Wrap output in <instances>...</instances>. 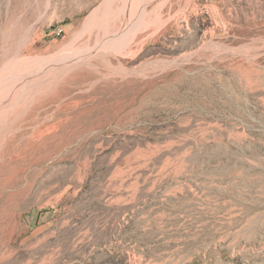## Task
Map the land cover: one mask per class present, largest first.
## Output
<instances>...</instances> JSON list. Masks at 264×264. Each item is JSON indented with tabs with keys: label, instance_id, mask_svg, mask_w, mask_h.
I'll return each instance as SVG.
<instances>
[{
	"label": "rangeland",
	"instance_id": "rangeland-1",
	"mask_svg": "<svg viewBox=\"0 0 264 264\" xmlns=\"http://www.w3.org/2000/svg\"><path fill=\"white\" fill-rule=\"evenodd\" d=\"M141 2L0 0V264H264V0Z\"/></svg>",
	"mask_w": 264,
	"mask_h": 264
},
{
	"label": "bare ground",
	"instance_id": "bare-ground-1",
	"mask_svg": "<svg viewBox=\"0 0 264 264\" xmlns=\"http://www.w3.org/2000/svg\"><path fill=\"white\" fill-rule=\"evenodd\" d=\"M107 2V1H106ZM127 2V1H126ZM126 2H124L123 4H126ZM142 2H143V0H142ZM141 2V3H142ZM145 2H147V1H144V3ZM108 3V2H107ZM139 3V2H138ZM141 3H140V5H141ZM130 4H132V3H130ZM133 5V4H132ZM148 5V4H147ZM111 6V5H110ZM125 6V5H124ZM138 6V5H137ZM142 6H143V8H142ZM141 6V8H142V10L140 11L141 12V14H140V18L145 14L144 13V8L146 7L145 6V4L144 5H142ZM145 6V7H144ZM126 7V6H125ZM124 7V8H125ZM131 7V6H130ZM127 8V7H126ZM135 9H136V7H134ZM131 9V8H130ZM125 10V9H124ZM129 10V9H128ZM132 10V9H131ZM107 10H105V12H106ZM111 11V10H110ZM125 11H127V9L125 10ZM134 11V10H133ZM104 13V12H103ZM109 13V12H108ZM137 13V12H136ZM139 14V13H138ZM135 15V14H134ZM106 17V16H105ZM138 17V18H139ZM143 18V17H142ZM101 19V18H100ZM134 19V18H133ZM106 20V19H105ZM143 19H141V21H142ZM94 21V20H93ZM133 22V21H132ZM142 22H140V24H141ZM144 24V23H143ZM107 27V26H106ZM107 32V31H106ZM109 42V41H108ZM108 45V44H107ZM110 45V44H109ZM109 47V46H108ZM111 48V47H110ZM94 50V49H93ZM88 51V50H87ZM91 51V50H90ZM100 51V50H99ZM98 51V52H99ZM75 52V51H74ZM78 52V51H77ZM77 52H76V54H77ZM92 52V51H91ZM95 51H93L92 53H94ZM97 52V51H96ZM68 53H70V52H68ZM88 53V52H87ZM73 55V54H72ZM67 56V55H66ZM70 56V55H69ZM69 56H67V57H69ZM94 56H96V55H94ZM63 57V56H62ZM66 57V58H67ZM74 57V56H73ZM76 57H77V55H76ZM92 57H93V55H92ZM61 59V58H60ZM75 59H78V57L77 58H75ZM87 59V58H86ZM73 60V59H72ZM81 60V59H80ZM83 60V59H82ZM61 61V60H60ZM66 61H68V59L66 60ZM68 62H70V60L68 61ZM59 63V62H58ZM61 63V62H60ZM59 63V64H60ZM73 63V62H72ZM63 64V63H62ZM74 64V63H73ZM25 65V64H24ZM40 65V64H39ZM38 65V66H39ZM40 66H42V65H40ZM44 66V65H43ZM54 66V65H53ZM52 66V67H53ZM58 66V65H57ZM47 67V66H46ZM61 67V65L59 66V67H57V68H60ZM36 68L38 69V67L36 66ZM50 68V67H49ZM35 69V68H34ZM19 70V69H18ZM32 70V69H31ZM30 70V71H31ZM47 70V69H46ZM50 70V69H49ZM21 71V70H20ZM26 71V70H25ZM29 71V70H28ZM42 71V70H41ZM52 71V70H51ZM18 72V71H17ZM34 72V71H33ZM39 72V71H38ZM37 72V73H38ZM24 73V74H23ZM28 73V72H27ZM36 73V74H37ZM17 75H18V73H16ZM38 74H40V73H38ZM15 75V74H14ZM13 75V76H14ZM62 75H63V73H62ZM6 79V78H5ZM38 80V78H37V76H35V75H33V74H25V72H22V74L19 72V75L17 76V77H11V78H8L6 81H5V83L3 84V86H0V96L1 97H12V95H13V92L14 91H17V92H19V91H21L22 89H24L26 86L28 87V85L29 84H31L30 82H33V81H37ZM2 83V82H1ZM10 83H12V86L10 87ZM34 83V82H33ZM43 83V82H42ZM10 84V85H9ZM30 86V85H29ZM23 91V90H22ZM28 93V92H27ZM19 96H21V94L19 95ZM0 97V98H1ZM16 101V100H15ZM8 104H10V103H8ZM8 104H3V105H0V115H2L4 112H6L7 111V109L9 108L8 107ZM27 109V108H26ZM14 112V111H13ZM26 112V111H25ZM23 113H24V111H23ZM22 114V113H21ZM26 114V113H25ZM25 114H22L21 115V117H23ZM32 115V114H31ZM19 116H20V114H19ZM18 116V118H21V117H19ZM2 117H4V116H2ZM27 117V116H26ZM35 116H33L31 119H33ZM12 118H14V117H12ZM35 118H37V117H35ZM1 119V118H0ZM3 119V118H2ZM25 121V120H24ZM24 121H22V122H24ZM29 121V120H28ZM0 122H4V120H0ZM18 121H17V118H14L13 120H11L9 123V125H7V127H5L3 130H4V137H3V141H1L2 143L0 144V153H6V152H14V153H16L17 155H21L22 157L21 158H24V161H26L25 159L26 158H29V157H36V155L34 154L35 152H34V150H36V148H39L41 145H43V143H47L46 141L48 140V138H49V136L46 138L45 136H44V134H45V129H43L42 128V123L41 122H38L37 124H36V127L35 126H33V129H32V131L31 132H29V133H27V132H25V130H24V127L23 126H21L20 124H18L17 123ZM27 123V122H26ZM3 124V123H2ZM8 124V123H7ZM23 124V123H22ZM33 124H35V123H33ZM32 124V125H33ZM28 125V124H27ZM26 125V126H27ZM4 127V126H3ZM27 129V128H26ZM1 130V129H0ZM3 130H1V131H3ZM0 131V132H1ZM2 133V132H1ZM0 133V134H1ZM2 133V134H3ZM2 137V136H1ZM26 137V138H25ZM24 140V141H23ZM42 147V146H41ZM44 150V149H43ZM41 151V150H40ZM45 151V150H44ZM18 152V153H17ZM43 152V151H42ZM39 154H41V153H38V155ZM42 155V154H41ZM11 156H12V154H11ZM40 156V155H39ZM19 157V156H18ZM43 157V156H42ZM20 158V159H21ZM44 158V157H43ZM1 159H3V158H1ZM0 159V160H1ZM18 159V158H17ZM36 159V158H35ZM16 160V159H15ZM18 161V160H17ZM16 161V162H17ZM32 161V160H31ZM30 162V160L28 161V163ZM34 162V161H33ZM36 162L39 164V162H40V160H36ZM35 162V163H36ZM13 163V162H12ZM11 163V164H12ZM6 164H8V163H6ZM10 164V165H11ZM32 164V163H31ZM13 165V164H12ZM0 166H2V165H0ZM5 166H7V165H5ZM29 167H27V168H30V163H29V165H28ZM34 166V165H33ZM4 169V168H3ZM6 169V168H5ZM8 169H12V168H8ZM7 171V170H6ZM2 172H4V171H2ZM9 172V171H8ZM4 176V175H3ZM11 177V176H10ZM2 178V177H1ZM11 178H13V177H11ZM16 178V177H15ZM9 180H10V178H8ZM6 181V180H5ZM5 181H4V184H5ZM14 181V180H13ZM7 182V181H6ZM16 182V181H15ZM3 184V185H4ZM6 228V227H5Z\"/></svg>",
	"mask_w": 264,
	"mask_h": 264
}]
</instances>
